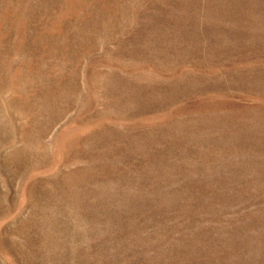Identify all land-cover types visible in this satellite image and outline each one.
I'll list each match as a JSON object with an SVG mask.
<instances>
[{
	"label": "rangeland",
	"instance_id": "1",
	"mask_svg": "<svg viewBox=\"0 0 264 264\" xmlns=\"http://www.w3.org/2000/svg\"><path fill=\"white\" fill-rule=\"evenodd\" d=\"M0 264H264V0H0Z\"/></svg>",
	"mask_w": 264,
	"mask_h": 264
}]
</instances>
